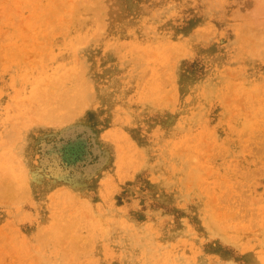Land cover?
<instances>
[{"label": "rangeland", "instance_id": "374dc122", "mask_svg": "<svg viewBox=\"0 0 264 264\" xmlns=\"http://www.w3.org/2000/svg\"><path fill=\"white\" fill-rule=\"evenodd\" d=\"M86 1L0 0V264H264V0Z\"/></svg>", "mask_w": 264, "mask_h": 264}, {"label": "bare ground", "instance_id": "6f19581e", "mask_svg": "<svg viewBox=\"0 0 264 264\" xmlns=\"http://www.w3.org/2000/svg\"><path fill=\"white\" fill-rule=\"evenodd\" d=\"M89 1H90V0H87V1H86L87 6H88V3H87V2H89ZM177 1H178V0H177ZM78 2H80V1H78ZM173 2H174V1H173ZM82 3H83V2H82ZM91 3H92V2H91ZM95 3H96V4H95V7H98V10L100 9V7L102 8V6L105 5L104 3H101V2H95ZM80 4H81V3H80ZM86 4H85V5H86ZM89 4H90V3H89ZM83 5H84V3L82 4V6H83ZM87 6H86V7H87ZM99 6H100V7H99ZM120 6H121V5H120ZM103 7H104V6H103ZM107 7H108V6H107ZM212 7H213V5H212ZM258 7L260 8L261 6H258ZM258 7H257V8H258ZM105 8H106V5H105ZM73 9H74V8H73ZM77 9H78V8H77ZM79 9H80V7H79ZM261 9H262V8H260V10H261ZM56 10H57V9H56ZM75 10H76V9H75ZM75 10H74V11H75ZM83 10H84V9H83ZM101 10H102V9H101ZM107 10H108V8H107ZM107 10H105V11H107ZM76 12H77V11H76ZM93 12H94V11H93ZM57 13H58V11H57ZM57 13H56L55 10H54V12H53L52 14H55V15H56ZM82 13H83V12H82ZM94 13L96 14L97 12H94ZM52 14H51V15H52ZM58 14H59V13H58ZM58 14H57V15H58ZM78 14H79V12H78ZM97 14H98V13H97ZM99 14H100V13H99ZM55 15H53V16H55ZM80 15H81V13H80ZM58 16H59V15H58ZM80 17H81V16H80ZM96 17H97V16H96ZM132 17H133V16H132ZM135 17H136V16H135ZM63 18H64L63 21H61V22H62V25L59 26L58 29H55L54 32L51 31V32H52V33H51L52 35H53V34H59V32L67 33V31H70V32H71L72 30L77 31L78 29H81V26H82V22H81V21H80V22L77 21V22H75V23H71V20H70L69 18L66 19L65 16H64ZM83 18H84V17H83ZM85 18L89 19L88 15L85 16ZM85 18H84L83 21L86 20ZM94 18H95V16H94ZM68 19H69V20H68ZM78 19H79V18H78ZM91 20H92V18H91ZM90 22H91V21H90ZM104 25L106 26V24H104ZM250 25H251V24H250ZM256 25H257V24H256ZM105 26H104V28H105ZM102 27H103V26H102ZM253 27H254V26H253ZM74 28H75V29H74ZM76 28H77V30H76ZM84 30L86 31L85 28H84ZM78 31H79V30H78ZM83 32H84V31H83ZM86 32H87V31H86ZM68 33H69V32H68ZM73 33H74V32H73ZM74 34H75V33H74ZM86 35H87V34H86ZM55 36H56V35H55ZM91 36H92V35H90V37L88 38V41L90 40ZM250 36H251V34H250ZM253 36H255V35H252L251 37L253 38ZM83 37H84V36H83ZM86 37H87V36H86ZM192 37H193V36H192ZM256 37H258V35H257ZM256 37H255V38H256ZM255 38H253V42H254V43H255ZM77 39H78V38H77ZM256 39H257V40H260L261 38H259V39L256 38ZM88 41H87V44H89ZM256 42H257V41H256ZM258 43H259V41H258ZM83 44H84V42H83ZM83 44H80V45L77 44L79 47H75V51H76L78 48H80L81 45H83ZM72 45H73V43H72ZM77 45H76V46H77ZM59 46H60V45H59ZM74 46H75V45H74ZM84 46H85V44H84ZM60 47H65V46H60ZM69 47H70V46H69ZM254 47H255V46H254ZM76 48H77V49H76ZM67 49H68V48H67ZM141 50H142V49H141ZM71 51H72V50H71ZM75 51H72V52L76 53ZM144 51H145V49H144ZM144 51H143V52H144ZM145 52H146V51H145ZM69 53H70V52H69ZM58 54H59V53H58ZM67 54H68V53H67ZM146 54H147V53H146ZM260 54H261V53H259V55H260ZM75 55H76V54H75ZM102 56H103V55H102ZM249 57H251V56H249ZM61 58H62V57H61ZM251 59H252V57H251ZM72 73H74V71H73ZM75 74H76V73H75ZM73 75H74V74H73ZM80 75H83V74H80ZM80 75H79V76H80ZM124 76H125V75H124ZM80 77L82 78V81H83V79H86L85 77H84V78H83L82 76H80ZM78 78H79V77H78ZM127 79H128V78H127ZM121 80H122V79H121ZM80 81H81V79H80ZM54 83H55V82H54ZM76 83L78 84V85H77L78 88H77L76 90H78V89L81 90L82 88L80 89L79 87H82V86L79 84V81H78V80H77ZM86 83H87V82H86ZM56 84H57V83H56ZM56 84H55V85H56ZM74 84H75V83H74ZM84 84H85V83H84ZM130 84H131V83H130ZM130 84H129V85H130ZM82 85H83V84H82ZM57 86H58V85H57ZM72 86H74V85H72ZM77 86H76V87H77ZM60 87H61V86H58L57 89L59 88V90H60ZM70 87H71V86H70ZM74 87H75V86H74ZM74 87H72V89H73ZM83 87H84V86H83ZM127 87H129V86H127ZM67 88H68V87H66V89H67ZM85 88H87V87H85ZM54 89H56V88H54ZM69 89H70V88H69ZM70 90H71V89H70ZM74 90H75V89H74ZM57 91H58V90H57ZM61 91H62V90H61ZM61 91H59L58 94L61 93L62 95H66V94H63V93H65V90H63V92H61ZM54 92H55V91H54ZM83 92H85V91H83ZM83 92H80L81 94L79 93L80 95H82L81 98H84V97H83ZM41 93H43V92H41ZM44 93H45V92H44ZM56 93H57V92H56ZM54 94H55V93H54ZM77 94H78V93H77ZM77 94H76V95H77ZM35 95H36V94H35ZM40 95H41V94H40ZM56 95H57V94H56ZM80 95L78 96L79 99H80ZM120 95H121V94H120ZM37 96H39V94H37ZM47 96H49V95H47ZM51 96L53 97V98L51 97V100L55 99L54 97H56L55 95L53 96V94H52ZM58 96H59V95H58ZM58 96H57V97H58ZM60 96H61V95H60ZM84 96H86V95H84ZM44 97H46V95H45V96L43 95V98H44ZM63 97H64V96H63ZM36 98H37V97H36ZM46 98H48V97H46ZM64 98L67 99V104H68V102H69L68 97H64ZM78 98L76 97L75 100H77ZM85 98H86V97H85ZM62 99H63V98H61V100H62ZM69 99H70V96H69ZM72 99H73V101H74V98H73V97H72ZM44 100H45V98H44ZM49 100H50V99H49ZM64 100H65V99H64ZM70 101H72V100H70ZM60 102H62V104H63V101H60ZM69 103H70V102H69ZM57 106L59 107V105H57ZM54 107H55V106H54ZM64 107H65V105H64ZM50 108L54 109L53 106L50 107ZM34 109H35V107H34ZM34 109H33V110H34ZM47 109H49V108H47ZM37 110H40V109H37ZM37 110H36V111H37ZM31 111H32V110H31ZM34 111H35V110H34ZM36 111H35V113H36ZM51 112H52V111H51ZM56 112H57V111H56ZM46 113L48 114L47 111H46L44 114H46ZM49 113H50V112H49ZM47 114H46V115H47ZM52 114H53V113H52ZM56 114H57V113H56ZM27 115H28V114H27ZM49 115H50V114H49ZM54 115H55V114H54ZM41 117L44 118L45 116L42 115ZM20 118H21V117H20ZM20 118H19V119H20ZM26 119L29 120L28 118H26ZM37 119H38V118H37ZM50 120H54V117L51 118V116H50V118L48 117V118H47L46 120H44V121H45V122H49ZM22 121H23V120H22ZM44 121H43V122H44ZM23 122H25V119H24ZM28 122H29V121H28ZM26 123H27V122H26ZM15 132H16V131H15ZM12 135H13V134H12ZM16 135H17V134H16ZM18 136H20V135H18ZM14 137H15V136H14ZM16 137H17V136H16ZM21 137H22V136H21ZM15 141H16V140H15ZM10 145H11V143H10ZM12 146H13V145H12ZM12 152H13V151H12ZM1 157L3 158V156H1ZM9 187H10V193H11V194H12L13 191H15V190H17V189H18V190L20 189L19 184L16 185L14 182L10 183V186H9ZM7 192H9V191H7ZM7 194H8V193H7ZM8 195H9V194H8ZM63 225H64V224H63ZM60 226H61V225H60ZM53 227H56V229H60V228H57V227H58L57 225H55V226H53ZM55 231H56V230H55ZM56 232H57V231H56ZM59 234H60V232H59ZM60 236H61V235H60ZM57 237H58V236H57ZM62 237H64V236H63V233H62Z\"/></svg>", "mask_w": 264, "mask_h": 264}]
</instances>
